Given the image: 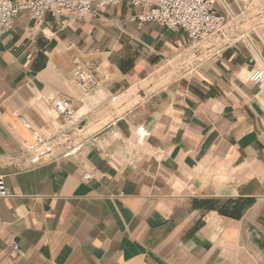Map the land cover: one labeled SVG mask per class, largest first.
<instances>
[{
    "label": "crops",
    "instance_id": "0c3cea01",
    "mask_svg": "<svg viewBox=\"0 0 264 264\" xmlns=\"http://www.w3.org/2000/svg\"><path fill=\"white\" fill-rule=\"evenodd\" d=\"M144 10L0 33V264H264V0H217L221 47Z\"/></svg>",
    "mask_w": 264,
    "mask_h": 264
},
{
    "label": "built area",
    "instance_id": "2783aa9c",
    "mask_svg": "<svg viewBox=\"0 0 264 264\" xmlns=\"http://www.w3.org/2000/svg\"><path fill=\"white\" fill-rule=\"evenodd\" d=\"M122 1L145 9L135 18L140 24L157 23L168 30L180 29L189 35L195 47L210 39L222 38L231 22L228 15H219L215 11L217 0H1L0 33L11 30L15 19L22 12H26L35 24L41 23L47 14L54 18L66 14L72 20H77L96 10L117 6ZM73 77L84 94L90 93L98 86L94 75L78 59L75 60ZM247 80L255 86L261 85L264 82V68L251 71ZM50 102L55 113L68 127L78 128L76 110L70 99L53 97ZM92 178L91 173L86 172L83 175L84 181H90ZM9 196L4 178L0 177V199ZM12 246L18 257H24V252L19 249L17 243L13 242Z\"/></svg>",
    "mask_w": 264,
    "mask_h": 264
},
{
    "label": "water",
    "instance_id": "95a60500",
    "mask_svg": "<svg viewBox=\"0 0 264 264\" xmlns=\"http://www.w3.org/2000/svg\"><path fill=\"white\" fill-rule=\"evenodd\" d=\"M209 42L214 45V46H217V47H221L222 46V42L217 40V39H210Z\"/></svg>",
    "mask_w": 264,
    "mask_h": 264
}]
</instances>
